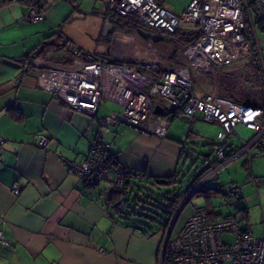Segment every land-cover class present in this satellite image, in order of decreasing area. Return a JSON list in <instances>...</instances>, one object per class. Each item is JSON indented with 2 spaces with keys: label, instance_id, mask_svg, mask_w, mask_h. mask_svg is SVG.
Returning <instances> with one entry per match:
<instances>
[{
  "label": "crops",
  "instance_id": "obj_1",
  "mask_svg": "<svg viewBox=\"0 0 264 264\" xmlns=\"http://www.w3.org/2000/svg\"><path fill=\"white\" fill-rule=\"evenodd\" d=\"M2 1L0 231L10 241V246L0 247V264H158L164 236L172 220L165 230L147 220L145 223L152 227L147 230L135 217L122 219L114 207L118 197L110 185L100 181L93 187H84L77 175L68 172L67 163L82 161L99 133L102 142L109 145L111 159L130 173L131 187L146 178L156 181L174 179L181 192L185 190L182 183L188 162L186 153L193 150L192 142L199 139L200 132L194 131V122L202 120L210 125H220L202 119L200 114L186 118L181 111L169 106L163 108L169 116L164 137L145 135L121 124L99 127L92 118L63 104L55 94L41 91L33 73L22 69L35 55L55 54L64 51L68 44L82 45L74 42L75 37L69 30L66 38L61 36V27L66 28L75 13L84 15L74 8V0H53L47 12L44 11L47 3L43 2L42 12L46 19L38 23L23 20L30 8L24 2ZM111 34L108 57L116 33ZM229 74L234 79V93L242 103L248 104V90L256 93L260 88L256 70L244 73L237 68ZM212 89L224 97L220 95L215 76H195L194 91L198 96ZM108 110L117 112L104 103L98 116ZM174 120L180 124L179 129L172 126ZM186 121L189 123L187 132ZM235 130L236 138L232 135L227 141V153L237 150L244 139L253 135L241 125ZM42 136L48 140L43 146L38 144ZM207 157L210 155L204 154V158ZM240 158H243L241 167L252 175V161L245 154L226 166ZM253 179L257 178L252 176L250 181L257 187L260 180L255 183ZM15 184L20 186L16 195L11 193ZM216 193L208 190L198 194L207 200ZM192 196L182 209L190 203ZM207 203L213 220L236 216L230 211L221 214L212 210V199ZM121 206L125 209L124 205ZM191 209L193 207L185 219ZM241 225L249 227L246 221Z\"/></svg>",
  "mask_w": 264,
  "mask_h": 264
},
{
  "label": "built area",
  "instance_id": "obj_2",
  "mask_svg": "<svg viewBox=\"0 0 264 264\" xmlns=\"http://www.w3.org/2000/svg\"><path fill=\"white\" fill-rule=\"evenodd\" d=\"M35 1L36 6L30 7L23 17L25 22L46 19L42 12L43 0ZM163 3L164 0H106L107 11L143 29L193 34L196 55L191 67H169L158 55L153 59H125L122 55L102 58L68 44L64 51L35 55L22 69L33 73L41 91L55 94L63 104L92 118L101 128L121 124L145 135L164 137L169 116L156 114L155 107L160 105L153 100L156 96L186 118L200 114L206 121L218 122L221 131L214 144V156L204 158V164L210 169L194 185L190 192L194 193L243 154L249 161L254 155H264V105L237 103L219 96L215 89L198 96L194 91L195 76L214 77L218 72L237 68L248 72L252 70L253 46L259 58L260 52L246 0H190L179 16L164 9ZM252 8L256 18L264 20V0H254ZM131 35L140 37L138 31H132ZM147 42L146 51L156 53L153 42ZM260 63L264 66L261 59ZM105 102L121 107V111L108 110L98 116ZM239 125L253 135L243 140L237 150L227 153V141ZM47 141L42 136L38 144L43 146ZM67 170L77 175L84 187L105 181L119 193L127 189L130 176L111 159L109 145L102 142L99 133L89 155L82 161L68 162ZM243 189V185H234L229 196L239 201ZM19 190L18 184L11 187L14 195ZM246 219L247 214L241 210L237 216L209 221L204 210L194 207L173 237L169 232L171 221L164 236L160 264H264V218L259 238L241 225ZM8 246L10 241L0 231V247Z\"/></svg>",
  "mask_w": 264,
  "mask_h": 264
},
{
  "label": "rangeland",
  "instance_id": "obj_3",
  "mask_svg": "<svg viewBox=\"0 0 264 264\" xmlns=\"http://www.w3.org/2000/svg\"><path fill=\"white\" fill-rule=\"evenodd\" d=\"M189 1L190 0H164L163 8L171 12L173 15L179 16L185 10ZM246 1L250 6V14L252 18L254 35L260 52V59L262 64H264V20L258 21V19L256 18L252 8V2L254 0ZM73 2L74 8L83 12L84 15L81 18L70 20L69 23L65 25L66 28L63 29V27H61L62 38H66L65 36H67V31L69 30L71 35L75 37L74 42H79L80 44H82L77 45L78 47L86 52H95L97 55L102 56V58H107L113 34L103 33L105 25L103 18L107 12L106 1L74 0ZM115 33L116 34L114 35L115 37L113 38V42L111 45L110 56L117 57L122 55L125 59H153L154 55H158L161 59L165 60L169 67H191V65L195 61L196 51L194 47H191L181 41L171 39L165 32H161L163 40L161 42L153 43L152 45L156 50V53H152V51H146V44L148 43V40L145 42V44L141 40V37H131V33H125L120 27H117ZM251 64L252 70H254L255 66L253 60ZM252 70L250 71L252 72ZM250 71L248 72L250 73ZM248 72L244 71V73ZM260 82V88H258L256 93L248 90V104L264 105V74H261ZM198 83H201L200 79H198ZM240 83L242 82L240 81ZM153 100L158 102L162 106V109L169 108V105L163 102L159 96L154 97ZM105 103L108 106L113 107L117 111L116 113H119L121 111V107L117 105L115 107L111 105L110 102ZM172 122V126L179 129L180 124H178L177 120H174ZM185 125H187L185 128V131L187 132L189 127L188 121L185 122ZM193 129L195 132L200 133L199 139L192 142L193 150L186 153L188 162L183 171V176H185V179L182 178L184 179V182L182 184L184 186L194 175L198 176L206 171L207 165L204 164V154H209L210 157L214 156V147H212L211 145L217 142V134L221 131L220 126L210 125L202 120L195 121L193 124ZM233 136L234 138H236V135ZM242 161L243 158L237 159L229 166L222 168L216 175L212 176L205 182L202 190H204L203 192L208 191L209 188L218 190V193L213 194L211 198V208L212 210L214 209L215 212L228 214V211H230L237 216L240 209H244L245 211H243L247 214L246 223L249 226L248 228L254 233L255 237L259 238L261 235L262 218H264V155H256L252 159V175L250 174L249 170H244L241 167ZM206 175L207 174H205L202 178H204ZM252 176L260 180V183L257 187L250 182ZM236 184L243 185V187L245 188L243 191V199H241L240 201H236L229 196L230 189ZM166 190L174 194H178L180 189L178 185H174L172 188H168ZM164 192L165 191L163 190H161L160 192L157 191V194L164 195ZM186 196L184 197V199L186 198ZM190 206L193 208L196 206L207 207L208 203L207 200L201 196V194H196L195 197H193V199L190 201V203H188L179 212L178 219L172 230V237L175 236L181 229L185 221V216L188 210L191 208ZM153 210L154 213H150V215H153L155 219L158 218L157 215L162 216L159 210ZM176 212L174 213V215L176 214ZM160 218L161 219L158 220H161L162 222L166 220V218H164L163 216Z\"/></svg>",
  "mask_w": 264,
  "mask_h": 264
},
{
  "label": "trees",
  "instance_id": "obj_4",
  "mask_svg": "<svg viewBox=\"0 0 264 264\" xmlns=\"http://www.w3.org/2000/svg\"><path fill=\"white\" fill-rule=\"evenodd\" d=\"M6 1H13V0H6ZM19 1L24 2L29 7L36 6L35 0H19ZM2 2H5V1L3 0ZM0 3H1V0H0ZM42 9H43V6H42ZM110 18H111V20H110L109 24H111L113 27L112 33L116 32L117 27H120L122 29V31H124L125 33H131L132 31H138L139 29H143V26H141V25H139V24H137V23H135L129 19H126V18L118 15L115 12L111 13ZM261 20L258 19V21H261ZM152 31L159 35V40L157 42H161L163 40L161 32H165V31L153 30V29H152ZM165 33H167L168 37H170L173 40L181 41L185 44H188L191 47H194L195 37L193 34H190V33H187V32L181 31V30L176 31L174 33H168V32H165ZM157 42H155V43H157ZM31 59H29L28 61L30 62ZM253 62H254L256 73L258 74V77H260L261 74H264V70H262V69H264V66H261L259 55H258L257 50L255 49L254 46H253ZM232 77L233 76H231L229 74V72H218L215 75V78H216V80H218V85H219V88L221 90L220 95H222V96H224V98L230 99L234 102L242 103L240 101L238 95L236 93H234V90H233L234 79ZM166 112L167 111L164 110L163 114L166 115ZM212 146H214V144H212ZM254 156H256V155H254ZM209 169H210V167H207L206 171L203 172V174L195 176V178L193 180H191L188 184L185 185V190L179 192L178 194H174V193L166 190L168 188H172L175 185L174 179H171L168 181H156V180L146 178V179H144V182H139V183H137L131 187L129 185V183H130L129 180L131 178L129 177L130 179L128 178L129 180L126 183L127 189L124 192L119 193V192H115V191L111 190L118 197L116 199L117 202L114 205V207L117 210L118 216H120L124 220H130V219H132V217H135L136 220H139L138 224L140 226L143 225L147 230H152V227L145 223L147 220L149 222L157 223L161 228H163V230H165L166 227L168 226V224L170 223L171 219H173L172 217H173L174 213L176 212V210L178 209L181 202L183 201L184 197L186 195H188L189 192H191L194 185L203 177V175ZM202 188L203 187L198 189L196 192H194V194L196 195L198 193H204L203 192L204 190H202ZM161 190L165 191L164 195L157 194V191L160 192ZM209 190L218 192V190H213L210 188H209ZM207 195L210 196V194H207ZM210 199H211L210 197H207V201L210 202ZM242 199H243V195H242ZM121 205H124L125 209H122ZM198 208L202 209L206 212V215H207L209 221H217V220H213L211 218L212 213L209 212V209H208L209 206H207V207L202 206V207H198ZM153 209L159 210L160 213L162 214V216L164 218H166V220L163 222L161 220H158V219H161L160 218V217H162L161 215L155 214L158 217L156 219L153 217V215H150V213L151 214L154 213ZM241 210H244V209H240V211ZM178 216H177L176 220L174 221V223H176ZM228 217H234V216H228ZM228 217H224L222 219H225ZM218 220H221V219H218ZM172 230H173V226L171 229V233H172Z\"/></svg>",
  "mask_w": 264,
  "mask_h": 264
},
{
  "label": "water",
  "instance_id": "obj_5",
  "mask_svg": "<svg viewBox=\"0 0 264 264\" xmlns=\"http://www.w3.org/2000/svg\"><path fill=\"white\" fill-rule=\"evenodd\" d=\"M43 2L47 3V6L44 8V11H48L52 5H53V0H43ZM82 15L80 13H75L72 16V20L76 19V18H81ZM113 32V27L111 24L107 23L104 25V29H103V33L104 34H109ZM138 34L140 35L141 38L146 39V40H150L152 42H157L159 40V35L157 33L151 32L149 30L146 29H139L138 30ZM155 112L158 115H162L163 114V109L162 107H160L159 105H157L155 107ZM194 193H189V195L183 200L182 204L180 205L179 209L177 210L176 214L179 213L182 209V207L186 204V202L188 201V199L193 195ZM170 232V231H169Z\"/></svg>",
  "mask_w": 264,
  "mask_h": 264
},
{
  "label": "flooded vegetation",
  "instance_id": "obj_6",
  "mask_svg": "<svg viewBox=\"0 0 264 264\" xmlns=\"http://www.w3.org/2000/svg\"><path fill=\"white\" fill-rule=\"evenodd\" d=\"M111 13H114V12H113V11H107V12H106L104 18H106V20H107L108 22H105V20H104V23H105V24H107V23L110 22V20H111V18H110V17H111ZM104 18H103V19H104ZM151 32H153V31H151ZM153 43H155V42H153Z\"/></svg>",
  "mask_w": 264,
  "mask_h": 264
},
{
  "label": "bare ground",
  "instance_id": "obj_7",
  "mask_svg": "<svg viewBox=\"0 0 264 264\" xmlns=\"http://www.w3.org/2000/svg\"><path fill=\"white\" fill-rule=\"evenodd\" d=\"M227 99V98H226ZM230 100V99H229ZM179 215V213H177V215H175L174 217H173V219H172V223H171V225H170V232H171V227L173 226V224H174V221L176 220V218H177V216ZM163 243H164V240H163ZM163 243H162V246H163ZM162 248V247H161ZM158 264H160V259H159V263Z\"/></svg>",
  "mask_w": 264,
  "mask_h": 264
}]
</instances>
